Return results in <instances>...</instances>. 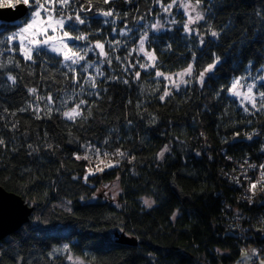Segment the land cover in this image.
Instances as JSON below:
<instances>
[{
    "label": "trees",
    "instance_id": "trees-1",
    "mask_svg": "<svg viewBox=\"0 0 264 264\" xmlns=\"http://www.w3.org/2000/svg\"><path fill=\"white\" fill-rule=\"evenodd\" d=\"M172 1L46 5L64 16V31L86 37L69 42L85 56L78 64L45 47L27 60L7 40L29 7L24 18L0 20V186L33 207L0 241V264H70L71 256L85 264H228L248 246L264 257V182L249 192L264 171V98L253 108L230 93L235 78L264 68V0H200L203 19L192 32L180 11L155 30ZM77 12L84 24L67 20ZM144 36L152 68L139 53ZM189 66L191 80L165 95L156 73ZM76 104L80 115L66 118ZM113 179L119 204L92 200Z\"/></svg>",
    "mask_w": 264,
    "mask_h": 264
},
{
    "label": "rangeland",
    "instance_id": "rangeland-1",
    "mask_svg": "<svg viewBox=\"0 0 264 264\" xmlns=\"http://www.w3.org/2000/svg\"><path fill=\"white\" fill-rule=\"evenodd\" d=\"M187 6V7H185ZM48 7V6H46ZM50 8V7H49ZM165 8L168 10L165 11ZM163 11L165 14H163L162 17L158 18L155 20L153 23V28L155 30L157 29H165L171 24H173L176 21V12H182L185 16V27L187 32H192L193 28L192 25L198 21H201L202 19H197V16L200 15L203 17L202 11L200 9L199 4L197 2H194L192 0H173L170 4L166 5L163 7ZM47 17V13L41 11V22H39L33 29H30L27 34H25L26 39L25 43L28 44L30 47L33 48V51L36 50L39 47H45L51 50L52 52L61 54L63 56V52L66 51V49H63V43H67L68 46L70 39H67L63 37V30H61L58 25L49 22L51 24L50 27L47 28V31H44V24H43V19ZM58 18L57 16L54 15L53 12V19ZM31 20V14L29 16V20L27 22H30ZM194 21V22H193ZM26 22V23H27ZM26 23H24L21 27L26 26ZM20 27V28H21ZM20 28L18 32L20 31ZM55 29V31H53ZM35 33V34H33ZM51 37V39H49ZM146 36H144L142 39H144ZM33 40L40 41L41 43L39 46L35 44H31L30 42ZM48 41L46 44L43 43V41ZM63 41V43H62ZM146 39H144V51H140L139 47V53L143 56L146 62V66L148 68H152L155 66V56L154 54L146 48L145 45ZM20 44V42L18 41ZM21 48V47H20ZM53 49H61V51H54ZM100 49V48H99ZM101 50V49H100ZM21 51L23 53V49L21 48ZM33 53V52H32ZM146 53L151 54L152 58H149V55ZM71 62V61H68ZM81 62V61H80ZM191 67V73L187 75H181L182 73H185L187 69ZM181 71L175 72V73H170V74H163L161 77L165 78L167 84H168V90L167 93L169 94L173 90H178L180 87L186 85L190 80L191 77L193 76V68L192 66H189ZM261 77H264V68L261 71V74H249L245 77H238L235 78L233 83L237 80L240 81V85L237 86V91L240 93V95H234L231 91V95L236 97L241 105L244 106H252V101L247 99V96L251 95L254 98V101L256 103V107L258 104V99L260 97L259 91H258V86L261 81L264 79H261ZM232 83V85H233ZM249 85H254L252 93H248V86ZM178 86V87H177ZM232 87V86H231ZM166 153V152H165ZM164 153V154H165ZM99 168H102L106 166L107 163H104L101 159L97 160ZM122 191L121 184L119 179H113L109 182H106L104 184H101L97 190L94 196L92 197V200H95L98 197L105 198L106 200L110 201H115V204L118 205L117 198L120 195ZM143 200H147L149 204H152V200L148 197H144ZM147 204V205H149ZM67 207L66 205H64ZM255 250V253L258 254L257 249L254 246H248L244 247L242 249L240 258L234 262H230L228 264H250L251 258L254 255L253 251ZM70 259V264H85V262L82 259L75 258V257H69Z\"/></svg>",
    "mask_w": 264,
    "mask_h": 264
},
{
    "label": "snow or ice",
    "instance_id": "snow-or-ice-1",
    "mask_svg": "<svg viewBox=\"0 0 264 264\" xmlns=\"http://www.w3.org/2000/svg\"><path fill=\"white\" fill-rule=\"evenodd\" d=\"M59 3L61 5V7H67L70 5L71 0H44V2L42 3L41 0H4L3 3H0V7H10V8H15L18 4H23L25 6H28L31 10V20L30 22L26 23V26H23L20 28L19 32H14L12 35L7 37V40L9 42H13V41H19L20 42V47L23 49V55L25 57V59L27 60H31L32 59V52H33V48L30 47L28 44L25 43V39L26 36L25 34H27L29 32L30 29H33L39 22H41L42 18H41V11L47 13V17L43 19V24H44V31H47V28L51 26V24L49 22H52L56 25H58V27L63 30L65 27V19L64 16L61 15L56 19H53V12L55 11L54 8H49L46 7V5L49 4H55V3ZM109 2V0H105V3ZM200 0H197V4H199ZM187 7V6H185ZM84 9L81 8L80 11H83ZM168 9L165 8V11H167ZM103 15L105 16H111L113 15V13L111 11L108 12H104ZM197 19H203L202 16L198 15ZM68 21H72L75 20L76 22H78L79 24H84L85 20L82 19L80 17L79 12L76 13V15L73 17L72 15H69L67 17ZM194 22V21H193ZM69 27H71V25H69ZM7 31V29L4 27V25L2 23H0V35H3V33ZM53 31H55V29H53ZM35 34V33H33ZM212 36H217L218 34L216 32H212L211 33ZM63 37L67 38V39H75V40H84L86 39V37H84L83 35H78L75 37H72L70 35V33L68 31H63ZM51 39V37L49 38ZM146 39V37L144 38ZM144 39L140 40V51H144ZM48 41H43V43H47ZM31 44H35L37 46H39V44L41 43L40 41L37 40H33L30 42ZM63 43V41H62ZM96 47L100 48L101 50H103V45L102 44H97ZM63 49H66V51L63 52V56L64 59L66 61H71V63L73 64H78L80 61L85 59V56L83 55H79L76 52H73L72 48H70L68 46L67 43H63ZM12 50V49H9ZM54 51H61V49H53ZM147 55H149V58L151 59L152 56L149 53H146ZM106 55V54H105ZM217 58V62H218ZM111 61H109L110 63ZM90 66V65H89ZM0 67H3V65H0ZM141 67H144V65H141ZM215 68V64H211L208 66L207 69H205L206 72H211L213 69ZM97 72H99V69H97ZM191 73V67H189V69H187L185 71V73H182L181 75H187ZM137 77H139V73L136 74ZM157 76H162L163 74L160 72L156 73ZM203 76L204 74L201 73L200 74V82L203 83ZM10 80H12L13 83H15V77H9ZM92 81V86L95 87V82H94V77L90 78ZM261 79H264V77H261ZM240 85V81L237 80L233 83L230 91L234 94V95H240V93L237 91V86ZM178 87V86H177ZM253 87L254 85H249L248 86V93H252L253 91ZM31 92L35 93L36 89H31ZM165 95H168L167 92H165ZM261 98H264V92H260L259 93ZM164 97L162 96L161 99H163ZM49 100H51V97L48 98ZM247 99H249L250 101H252V107L255 108L256 107V103L254 101V98L249 95L247 96ZM85 103V101H80V104ZM80 104H76L71 110L66 111L63 113V115L70 119V120H75L76 117L78 115H80ZM262 107H264V105H262ZM248 139H252V136H248ZM3 141H0V144H2ZM97 154H99V150L97 149ZM168 151L167 148L164 149V152ZM164 152H161L159 155L161 158H163L164 156ZM121 155H123L121 153ZM81 157H77V159H80ZM83 159H88L87 156L83 157ZM114 165L112 164H108L107 167H113ZM249 167L251 168H256V165H250ZM260 169H264V165L259 166ZM97 170L98 171H103L102 168H99V166H97ZM261 179L259 181H255L253 183L250 184L249 186V192L251 194L255 193V190L257 188V184L264 182V171H261L260 173ZM85 179H87V177H85ZM249 199H251V197H249ZM145 204H149V202L147 200L144 201ZM150 206V204H149ZM254 255H258L255 253V250L253 251ZM262 264H264V262H262Z\"/></svg>",
    "mask_w": 264,
    "mask_h": 264
},
{
    "label": "water",
    "instance_id": "water-1",
    "mask_svg": "<svg viewBox=\"0 0 264 264\" xmlns=\"http://www.w3.org/2000/svg\"><path fill=\"white\" fill-rule=\"evenodd\" d=\"M28 10V6L22 3L15 8L0 7V20L17 21L24 18ZM32 212L33 207L26 203L19 194L0 186V241L28 222Z\"/></svg>",
    "mask_w": 264,
    "mask_h": 264
},
{
    "label": "built area",
    "instance_id": "built-area-1",
    "mask_svg": "<svg viewBox=\"0 0 264 264\" xmlns=\"http://www.w3.org/2000/svg\"><path fill=\"white\" fill-rule=\"evenodd\" d=\"M88 7H89V4L83 5L84 9H87ZM237 166L240 167V165H237ZM257 232L261 233L263 235L264 234V225H262V227L260 229H258ZM262 262H264V257L262 255L258 254V255L252 256L250 264H262Z\"/></svg>",
    "mask_w": 264,
    "mask_h": 264
}]
</instances>
